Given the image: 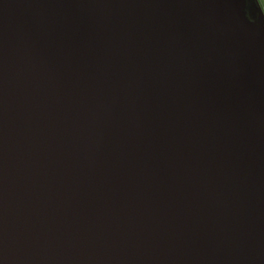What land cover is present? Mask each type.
<instances>
[{"label": "water", "instance_id": "obj_1", "mask_svg": "<svg viewBox=\"0 0 264 264\" xmlns=\"http://www.w3.org/2000/svg\"><path fill=\"white\" fill-rule=\"evenodd\" d=\"M0 264H264L260 0H0Z\"/></svg>", "mask_w": 264, "mask_h": 264}, {"label": "rangeland", "instance_id": "obj_2", "mask_svg": "<svg viewBox=\"0 0 264 264\" xmlns=\"http://www.w3.org/2000/svg\"><path fill=\"white\" fill-rule=\"evenodd\" d=\"M262 6H263V9H264V0H260Z\"/></svg>", "mask_w": 264, "mask_h": 264}]
</instances>
